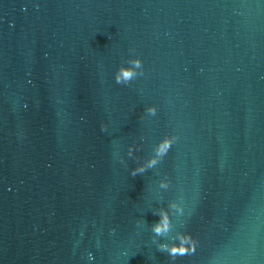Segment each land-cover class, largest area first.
I'll return each mask as SVG.
<instances>
[{
  "label": "water",
  "instance_id": "obj_1",
  "mask_svg": "<svg viewBox=\"0 0 264 264\" xmlns=\"http://www.w3.org/2000/svg\"><path fill=\"white\" fill-rule=\"evenodd\" d=\"M0 264H264V0H0Z\"/></svg>",
  "mask_w": 264,
  "mask_h": 264
},
{
  "label": "clouds",
  "instance_id": "obj_2",
  "mask_svg": "<svg viewBox=\"0 0 264 264\" xmlns=\"http://www.w3.org/2000/svg\"><path fill=\"white\" fill-rule=\"evenodd\" d=\"M135 68H141L143 69V63L141 59H137L133 62L132 67H122L119 69V71L115 74V81L117 84H122V85H128L134 78H136L137 73L134 71ZM140 76L144 75V72L141 71L139 73ZM148 113L155 114L156 113V108L149 107L146 109ZM172 147V142L170 140H164L161 142L159 146V151L158 154L160 155H165L167 152L171 149ZM156 161L150 160L148 163V167H152ZM146 169L141 166L137 169H134L132 171V175L136 176L137 174H141L145 171ZM167 184H163L162 187H167ZM139 223V222H138ZM152 231L157 235H164L168 231H170V220L167 215V213H161L160 214V219L157 223H155L152 226ZM196 241L193 239V237L190 234L187 235H182L179 237V243H175L171 246L167 244H162L159 246V249L162 252H166L173 260L179 256H184L188 255L191 253H194L196 251Z\"/></svg>",
  "mask_w": 264,
  "mask_h": 264
}]
</instances>
